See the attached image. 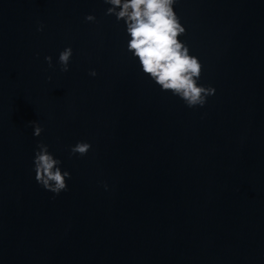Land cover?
<instances>
[{"label": "water", "instance_id": "1", "mask_svg": "<svg viewBox=\"0 0 264 264\" xmlns=\"http://www.w3.org/2000/svg\"><path fill=\"white\" fill-rule=\"evenodd\" d=\"M109 7L0 0V264H264V0H177L216 89L195 108ZM40 142L71 173L59 195L35 179Z\"/></svg>", "mask_w": 264, "mask_h": 264}, {"label": "clouds", "instance_id": "2", "mask_svg": "<svg viewBox=\"0 0 264 264\" xmlns=\"http://www.w3.org/2000/svg\"><path fill=\"white\" fill-rule=\"evenodd\" d=\"M111 5L106 15H114L126 23L127 34L131 37L128 51L138 58L145 75L149 76L162 91H170L190 107H203L216 89L198 83L203 65L198 57L190 54L189 47L179 37L186 29L174 10L177 0H104ZM88 15L87 21H95ZM43 30V26L39 29ZM73 50L71 47L59 55L62 72H68ZM49 67H54L52 57H45ZM90 75L96 76L95 70ZM51 79V77H49ZM34 126V135L41 136L44 129L39 123ZM92 145L78 142L71 148L73 155L86 156ZM62 161L55 158L44 142L37 145L34 158L36 181L46 190L59 195L68 189L67 180L71 173L63 171ZM107 189V184L104 185Z\"/></svg>", "mask_w": 264, "mask_h": 264}]
</instances>
